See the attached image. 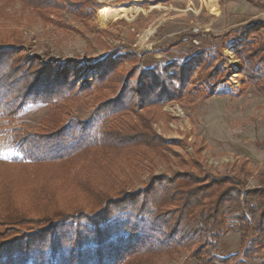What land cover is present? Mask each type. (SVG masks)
<instances>
[{"label": "trees", "instance_id": "16d2710c", "mask_svg": "<svg viewBox=\"0 0 264 264\" xmlns=\"http://www.w3.org/2000/svg\"><path fill=\"white\" fill-rule=\"evenodd\" d=\"M17 1L46 23L55 22L51 15L64 9L86 25L93 14L90 0ZM251 26L236 42L235 53L242 63L243 86L264 93V38H253L264 27L259 21ZM247 27L220 38L226 42V34H240ZM12 46L0 38V118L13 119L28 104L44 103L49 109L38 131L16 127L7 138L17 155L0 167V264H160L163 256L183 249L191 250L198 264H264V255L258 257L264 251V169L262 187L245 188L237 175L206 173L189 159L182 170L150 174L143 187L129 188L143 161L168 158L165 150L171 145L152 123L164 103L189 93L188 85L195 82L193 65L201 66L197 79L206 88L204 96L225 80V66L216 63L217 49L149 68L137 60L121 73L115 51L91 63L42 62ZM101 83L113 95L96 104L86 119L62 114L68 96ZM139 109L136 118L131 116ZM254 143L264 149V139ZM122 158L128 172L120 180L115 168ZM77 161L83 164L76 181L83 196L58 204L55 170ZM29 166L43 174L17 190L12 174ZM234 225L242 232L240 249L217 254L219 241Z\"/></svg>", "mask_w": 264, "mask_h": 264}, {"label": "rangeland", "instance_id": "374dc122", "mask_svg": "<svg viewBox=\"0 0 264 264\" xmlns=\"http://www.w3.org/2000/svg\"><path fill=\"white\" fill-rule=\"evenodd\" d=\"M59 1L65 3L67 0ZM90 1L93 14L86 25L67 9L52 14L55 22L46 23L21 2L0 0V38L42 62L57 58L64 62L83 59L91 63L115 51L117 69L121 73H127L137 60L149 68L158 62H185L197 52L212 49H217L216 63L220 62L226 68L225 80L204 96L206 88L197 79L201 66L193 65L195 82L188 85L189 93L181 100L164 103L161 113L156 109L158 119L152 126L171 145L165 150L168 158L154 156L151 161H143L134 170L129 188L140 189L150 174L182 170L189 159L197 160L199 169L206 173L237 175L245 188H261L264 149L254 142L264 139V93L258 92L253 85L243 86L242 63L235 53V45L252 29L255 21L264 27V0H260L262 4L247 0H206L211 6L205 0ZM123 6L128 8L127 18L99 22L98 8ZM243 25L248 26L247 29L240 34H226L223 38L226 42L220 38L221 34ZM181 33H184L182 40L174 44ZM253 38H264V33H253ZM125 52L129 58L125 57ZM112 95L106 83H101L73 98L68 96L63 101L62 114L86 119L96 104ZM48 109L44 103L28 104L13 119L0 118V167L17 155L7 144L11 130L22 127L31 132L38 131ZM140 111H132L131 116L136 118ZM124 163V158L119 159L115 168L120 180L128 172L122 168ZM82 166L77 161L55 170V202L64 204L82 198L76 185ZM42 171L29 166L25 172H14L16 189L21 190L25 183L40 178ZM241 233L239 226L234 225L219 241L217 254L225 256L237 252L241 247ZM262 255L264 251L258 257ZM159 262L198 264L189 249L172 257L163 256ZM248 264L259 263L248 261Z\"/></svg>", "mask_w": 264, "mask_h": 264}, {"label": "bare ground", "instance_id": "6f19581e", "mask_svg": "<svg viewBox=\"0 0 264 264\" xmlns=\"http://www.w3.org/2000/svg\"><path fill=\"white\" fill-rule=\"evenodd\" d=\"M204 1V0H203ZM202 2V1H201ZM208 6H211L209 2L205 0ZM128 8L123 6L119 8H98L97 18L100 23H105L109 18H127Z\"/></svg>", "mask_w": 264, "mask_h": 264}]
</instances>
